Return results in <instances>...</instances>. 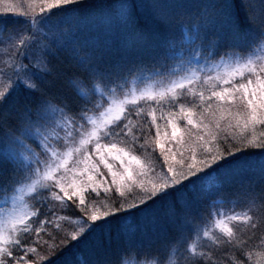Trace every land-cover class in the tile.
I'll list each match as a JSON object with an SVG mask.
<instances>
[{
    "label": "snow or ice",
    "instance_id": "snow-or-ice-1",
    "mask_svg": "<svg viewBox=\"0 0 264 264\" xmlns=\"http://www.w3.org/2000/svg\"><path fill=\"white\" fill-rule=\"evenodd\" d=\"M20 7L0 8V264H260L264 0Z\"/></svg>",
    "mask_w": 264,
    "mask_h": 264
},
{
    "label": "rangeland",
    "instance_id": "rangeland-1",
    "mask_svg": "<svg viewBox=\"0 0 264 264\" xmlns=\"http://www.w3.org/2000/svg\"><path fill=\"white\" fill-rule=\"evenodd\" d=\"M9 2V0H0V4L2 3L3 5H5L6 3H8ZM6 7V6H5ZM4 6H3V8H5ZM19 11V10H18ZM23 11V10H22ZM6 58V57H5ZM144 87V86H143ZM165 114H166V110H165ZM156 115H157V117H160V115H161V113L159 112V111H157V113H156ZM133 119H135V117H133ZM158 123H160L161 124V127L163 128L164 127V122H163V120H159L158 119ZM182 127H183V125H182ZM169 130H170V128H169ZM102 143H106L105 141H102ZM118 147H120V148H124V145L123 144H118L117 145ZM174 147H178V146H174ZM186 149H187V145H185V147L184 148H182L181 149V151H185L186 152ZM125 150H127V149H125ZM90 151H94V149H90ZM134 155L137 157V159H139L140 161H141V163H144L145 164V168L144 169H146L145 170V172L148 174V176H147V174L143 177V178H145V179H153L154 177L151 175V173H150V170L148 169V165H147V163H145V161H146V158H148V157H150L151 156V149H149V151H148V153H140V152H136V153H134ZM177 158H179V157H177ZM95 159H98V157H94V160ZM110 162H113L115 165H116V169L115 170H119V165H118V162H114V161H112L111 160V158H110ZM68 168L69 169H73V170H75V172L77 173V175L79 174V172H80V168H77V167H75L74 165H73V163H72V161L70 160L69 161V163H68ZM100 171L101 172H103L106 176H109L110 177V174L109 173H107V170L105 169V168H103V167H101L100 168ZM109 174V175H108ZM69 177H71V179H72V174H71V172L69 173ZM101 193H104L103 192V190L101 189V191H100ZM100 192L98 193V194H100ZM91 196V197H94V195H96V193H85V197L86 196ZM25 203H29V201L27 200V197H25ZM100 204H104L103 203V201H100L99 200V203H97L96 204V206L97 207H99L100 206ZM11 205V202L9 201V205L8 206H10ZM0 207H4V205H3V203H0ZM244 211H246V208H244V207H242V206H224V205H221V212H228L229 214H232V213H234V212H244ZM70 212V214H71V211H62V213H69ZM70 219V218H69ZM70 221H72L71 219H70ZM75 221L73 220V223H74ZM57 223H59L60 225H61V227L63 228V223H61V221L59 222L58 220H57ZM257 235H260V233H257ZM256 243L257 244H259V240H257L256 241ZM254 251H256L257 253H259L260 251H261V249H259V248H256V249H254ZM234 254V253H233ZM257 259L258 260H260V264H264V259H262L261 257H259V256H257ZM130 263H132V264H137V263H135V262H130ZM148 264H152V263H149L148 262Z\"/></svg>",
    "mask_w": 264,
    "mask_h": 264
},
{
    "label": "trees",
    "instance_id": "trees-1",
    "mask_svg": "<svg viewBox=\"0 0 264 264\" xmlns=\"http://www.w3.org/2000/svg\"><path fill=\"white\" fill-rule=\"evenodd\" d=\"M28 2H29V0H9V2L6 3L5 5H3V4L1 3V4H0V8H3V6H4V7H5V6L7 7L9 4H11V5L15 6V7L17 8V10L22 11V10H24V8L20 7V5H21V4L26 5ZM143 86H144L143 84H138V85H136L135 87L139 89V88H143ZM128 87L131 88V87H133V86H132V85H129ZM101 111H103V109H101ZM145 170H146V169H144V171H145ZM108 175H109V174H108ZM147 176H148V174H147ZM69 179H71V177H69ZM143 179H145V178H143ZM87 193H88V192H87ZM111 195H113V193H111V192H109V193H107V194H105V193H101V192H100V194L96 193V195H94V197H91V196L88 195V196H86V202L98 197V200L103 201L104 204H107V203L110 202L109 199H108V197H110ZM90 206H91V205H90ZM59 217H64V218H66L67 220H70V219H71L72 222H73V220L76 221V220L78 219V217H76V216L73 215L72 213L70 214V212L67 213V214H66V213L64 214V213H62V211H60V212L57 214V220H58L59 222L61 221V223H63V228H64L65 230H69V231L71 230V228L69 227V225L66 224V223L64 222V220L59 219ZM69 218H70V219H69ZM74 223H75V222H74ZM74 223H73V224H74ZM44 239H47V237H44ZM226 255H228L229 257H231V256L234 255V254H233V253H228V254H226ZM177 258H178V256L175 255V254H173V255L171 256L170 259L174 262ZM126 259H127V264H132V263H130V262H135V263H137V258H136L135 255L129 256V257H127ZM147 259H148V262H149V263L155 264L157 258H155V257H149V258H147ZM223 264H228L227 259L224 260Z\"/></svg>",
    "mask_w": 264,
    "mask_h": 264
}]
</instances>
